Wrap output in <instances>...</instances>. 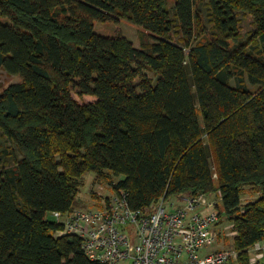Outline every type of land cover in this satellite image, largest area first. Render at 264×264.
I'll return each mask as SVG.
<instances>
[{
  "label": "trees",
  "instance_id": "16d2710c",
  "mask_svg": "<svg viewBox=\"0 0 264 264\" xmlns=\"http://www.w3.org/2000/svg\"><path fill=\"white\" fill-rule=\"evenodd\" d=\"M120 20L148 42L94 33ZM0 70L18 78L0 87V264H100L46 219L76 206L87 173L133 211L219 193L236 264H250L264 243V0H0ZM245 187L258 197L241 208Z\"/></svg>",
  "mask_w": 264,
  "mask_h": 264
},
{
  "label": "built area",
  "instance_id": "2783aa9c",
  "mask_svg": "<svg viewBox=\"0 0 264 264\" xmlns=\"http://www.w3.org/2000/svg\"><path fill=\"white\" fill-rule=\"evenodd\" d=\"M111 189V188H110ZM97 207L72 209L49 216L60 226L54 237L80 239L87 258L100 264H232V253L215 249L219 216L205 195L165 205L161 198L149 208L130 210L127 194L118 190L104 197L95 190ZM253 250L264 264V243ZM213 247L211 250L210 248Z\"/></svg>",
  "mask_w": 264,
  "mask_h": 264
},
{
  "label": "rangeland",
  "instance_id": "374dc122",
  "mask_svg": "<svg viewBox=\"0 0 264 264\" xmlns=\"http://www.w3.org/2000/svg\"><path fill=\"white\" fill-rule=\"evenodd\" d=\"M173 1V0H172ZM171 0H168V7L171 8ZM202 14L204 15V10L201 8ZM172 14V13H171ZM237 19L239 20V32L242 40L246 39L248 35L253 32V24L252 18L248 15H244L241 13L236 14ZM94 33L99 36L104 37H112L115 34H121L123 37L128 39L135 47H140L145 42H148L147 33L143 31L140 27L128 23L125 20H120L118 23L106 22V23H94ZM18 81L17 77L9 76L4 71L0 70V87H6L11 83H15ZM248 88L253 91L255 87L248 85ZM92 98L84 97L83 102L91 101ZM0 144L4 145L5 142L2 138H0ZM15 151V150H14ZM215 179V175H213ZM95 190H100L101 194L104 197H107L111 194V189L105 184H98L95 181V177L92 173H87L83 177V186L80 188L79 193L76 196V206L73 209H81V210H88L97 207L100 203L97 200V196L94 193ZM207 196V202L213 203L214 207L211 211L216 212L219 214V223L216 226V233H217V242L215 245V249L220 250H228L232 253V264L237 263V252L233 247L234 237L236 236V232L233 230V225L230 224L224 214L222 213L221 207V198L219 193H211V194H203ZM199 197V196H197ZM197 197H189V196H176L171 198L165 199V205L167 206L168 203L174 202L177 205L182 204L183 198H197ZM258 197L257 194L252 193L249 187H245L243 189V194L240 197L241 208L247 203L255 201ZM48 221H52L51 216H46ZM252 246L249 249L250 254V264H257V260L260 259L261 256L257 255L255 250H253ZM211 250L213 247L210 248ZM260 254V253H258ZM124 262L122 264H126Z\"/></svg>",
  "mask_w": 264,
  "mask_h": 264
}]
</instances>
